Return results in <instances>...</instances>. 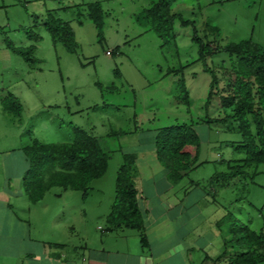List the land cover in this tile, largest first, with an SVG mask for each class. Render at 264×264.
I'll list each match as a JSON object with an SVG mask.
<instances>
[{
	"label": "rangeland",
	"instance_id": "1",
	"mask_svg": "<svg viewBox=\"0 0 264 264\" xmlns=\"http://www.w3.org/2000/svg\"><path fill=\"white\" fill-rule=\"evenodd\" d=\"M97 1L104 10V41H99L87 15L89 3ZM155 1L0 0V50L9 52L7 35L17 45L34 44V56L40 60L29 64L11 52L4 58L0 51V97L10 92L23 106L17 124L3 110L0 98V175L6 174V162L12 159L23 169L21 146L34 138L71 142L79 132H86L103 138L110 154L107 173L93 181L86 198L81 191L54 187L41 202L26 199L24 216L32 236L70 247L85 241L93 249L111 244L116 235L106 233V217L124 153L137 155V176L141 172L148 177L151 171L145 175L144 155L154 152L157 133L171 125L194 124L201 139L197 167L178 184L183 190L192 180L207 183L216 172L229 171L227 160L244 156L233 147L242 139L235 122H205L207 114L217 120L224 117L216 95L207 106L211 75L204 70L205 63L223 70L219 66H228V54L221 51L202 60L192 39L193 25L177 21L172 37L163 39L152 27L140 24L137 14ZM171 9L194 21L201 36L212 24L221 29L222 45L249 38L264 49V0H172ZM49 15L71 24L77 52L52 39L46 29ZM27 30L41 40H30ZM219 75L222 78L221 71ZM244 169L245 176L216 196L218 205L226 207L220 224L225 232L230 231L229 215L264 231V163Z\"/></svg>",
	"mask_w": 264,
	"mask_h": 264
},
{
	"label": "trees",
	"instance_id": "2",
	"mask_svg": "<svg viewBox=\"0 0 264 264\" xmlns=\"http://www.w3.org/2000/svg\"><path fill=\"white\" fill-rule=\"evenodd\" d=\"M171 3L172 0L155 1L137 14V21L152 27L163 39L172 37L177 21L182 26L193 25L192 39L199 46L202 60L205 61L207 56L217 55L221 51L229 56L228 66H219L223 70L211 68L206 63L204 67L211 75L207 106L216 95L219 98V112L224 116L217 120L207 114L208 119H205V122H235L242 139L233 147L236 152L244 154L241 159L227 160L229 171H218L209 179L206 188L209 193L217 196L219 190L232 185L236 178L245 176V167H257L264 163V49L249 38L222 45L218 41L221 29L212 24H207L205 35L201 36L195 22L185 19L181 13L173 12ZM82 15V12L78 13L80 24L83 23ZM87 15L97 28L99 41H104L102 4L98 1L89 3ZM46 29L52 39L61 42L67 51L77 52L79 43L68 21L49 15ZM27 33L32 41L38 42L42 38L31 30H27ZM5 43L11 53L27 63L40 62L34 56L36 50L34 44L17 45L8 37ZM220 71L222 78L219 75ZM184 91V96H187L186 90ZM1 101L4 110L13 115L14 121H19L17 118L23 111L20 100L8 92L1 97ZM185 102L189 105L188 98ZM193 125L178 123L164 128L156 135L157 157L168 170L173 182L180 181L197 167L201 139ZM187 145L196 147L193 158L183 151ZM23 151L29 163L23 178V186L33 203L41 201L54 187L81 191L86 198L92 189L93 181L101 179L109 168L110 154L105 140L86 132H79L71 142L46 143L34 138ZM136 160L137 155L124 153L123 163L119 166L115 179V197L106 217L108 223L106 230L113 232L124 228L136 229L140 233L141 242L146 245L145 224L139 207L136 182ZM228 217L231 222L229 228L231 237L226 239L227 249L236 248L233 250L234 254L230 256L229 264H257L264 260V231L253 229L232 215ZM223 220L219 221V225ZM238 248L240 250H237Z\"/></svg>",
	"mask_w": 264,
	"mask_h": 264
},
{
	"label": "crops",
	"instance_id": "3",
	"mask_svg": "<svg viewBox=\"0 0 264 264\" xmlns=\"http://www.w3.org/2000/svg\"><path fill=\"white\" fill-rule=\"evenodd\" d=\"M0 51L4 58L10 57L9 50ZM30 143L21 146L24 156L23 148ZM183 151L193 158L196 147L187 145ZM149 153L144 155L143 166L145 175L148 170L151 173L144 178L139 172L136 181L147 244L141 242L138 230L124 228L106 231L116 236L111 244L97 249L90 248L86 241L82 246L70 247L32 236L31 224L24 216L26 199L33 203L23 186L29 163L25 156V166L19 169L15 159L7 161L6 174L0 175V264H229L234 253L227 249L226 239L231 233L219 225L226 207L218 205L216 196L206 188L212 176L207 183L190 181L183 190L184 186L178 184L186 176L173 182L159 161L156 148Z\"/></svg>",
	"mask_w": 264,
	"mask_h": 264
},
{
	"label": "built area",
	"instance_id": "4",
	"mask_svg": "<svg viewBox=\"0 0 264 264\" xmlns=\"http://www.w3.org/2000/svg\"><path fill=\"white\" fill-rule=\"evenodd\" d=\"M110 54V52H108Z\"/></svg>",
	"mask_w": 264,
	"mask_h": 264
}]
</instances>
